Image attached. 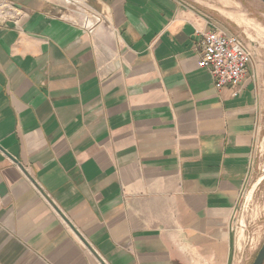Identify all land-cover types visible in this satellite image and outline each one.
<instances>
[{
    "label": "crops",
    "instance_id": "crops-1",
    "mask_svg": "<svg viewBox=\"0 0 264 264\" xmlns=\"http://www.w3.org/2000/svg\"><path fill=\"white\" fill-rule=\"evenodd\" d=\"M1 1L24 16L0 17V264H228L264 40L218 89L196 29L238 33L242 3L88 0L89 35L55 0Z\"/></svg>",
    "mask_w": 264,
    "mask_h": 264
},
{
    "label": "rangeland",
    "instance_id": "rangeland-1",
    "mask_svg": "<svg viewBox=\"0 0 264 264\" xmlns=\"http://www.w3.org/2000/svg\"><path fill=\"white\" fill-rule=\"evenodd\" d=\"M197 1L210 6L218 5L219 2L225 0ZM237 1L242 3L239 8L232 1L228 3L240 13L226 12L239 24L237 32L250 44L264 40V2L260 0ZM261 120L259 136L253 151L251 178L243 192L233 223L235 233L233 264H253L264 243V109Z\"/></svg>",
    "mask_w": 264,
    "mask_h": 264
},
{
    "label": "built area",
    "instance_id": "built-area-1",
    "mask_svg": "<svg viewBox=\"0 0 264 264\" xmlns=\"http://www.w3.org/2000/svg\"><path fill=\"white\" fill-rule=\"evenodd\" d=\"M70 10L77 17L61 16L85 33L93 35L105 23L104 16L94 9L88 0H55ZM24 16L21 9L6 1L0 2V17L20 20ZM201 38L200 66L207 70L216 88L226 85L238 88L245 78L248 64L252 63L256 53V44H250L239 33L228 32L219 28L212 31L196 29ZM69 229L72 223L65 221Z\"/></svg>",
    "mask_w": 264,
    "mask_h": 264
},
{
    "label": "water",
    "instance_id": "water-1",
    "mask_svg": "<svg viewBox=\"0 0 264 264\" xmlns=\"http://www.w3.org/2000/svg\"><path fill=\"white\" fill-rule=\"evenodd\" d=\"M264 2V0H261ZM235 233L233 231V227L231 226L230 231V253H229V259L228 264H233L234 261V255H235V244H234V237ZM264 263V243L262 244L261 248L259 249L256 258L253 261V264H263Z\"/></svg>",
    "mask_w": 264,
    "mask_h": 264
}]
</instances>
